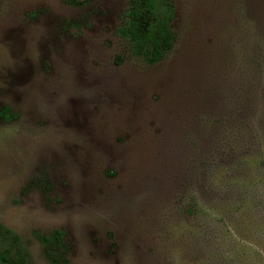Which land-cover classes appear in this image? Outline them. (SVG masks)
Wrapping results in <instances>:
<instances>
[{
	"label": "rangeland",
	"instance_id": "rangeland-1",
	"mask_svg": "<svg viewBox=\"0 0 264 264\" xmlns=\"http://www.w3.org/2000/svg\"><path fill=\"white\" fill-rule=\"evenodd\" d=\"M167 1L151 59L129 0H0L9 263L264 264V0Z\"/></svg>",
	"mask_w": 264,
	"mask_h": 264
},
{
	"label": "trees",
	"instance_id": "trees-1",
	"mask_svg": "<svg viewBox=\"0 0 264 264\" xmlns=\"http://www.w3.org/2000/svg\"><path fill=\"white\" fill-rule=\"evenodd\" d=\"M172 13L173 7L167 0H129L125 20L117 33L127 40L133 53H146L151 59H158L171 45L168 23ZM6 114V108H1L0 116L6 119ZM0 264L13 263L0 253Z\"/></svg>",
	"mask_w": 264,
	"mask_h": 264
}]
</instances>
